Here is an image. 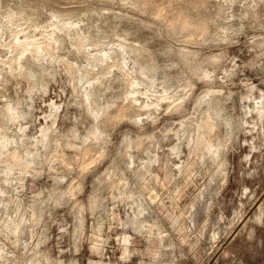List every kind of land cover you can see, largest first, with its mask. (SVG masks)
<instances>
[{
    "label": "rangeland",
    "instance_id": "374dc122",
    "mask_svg": "<svg viewBox=\"0 0 264 264\" xmlns=\"http://www.w3.org/2000/svg\"><path fill=\"white\" fill-rule=\"evenodd\" d=\"M263 110L264 0H0V264H264Z\"/></svg>",
    "mask_w": 264,
    "mask_h": 264
},
{
    "label": "bare ground",
    "instance_id": "6f19581e",
    "mask_svg": "<svg viewBox=\"0 0 264 264\" xmlns=\"http://www.w3.org/2000/svg\"><path fill=\"white\" fill-rule=\"evenodd\" d=\"M141 9V8H140ZM178 26L180 27V28H187L188 27V22L187 21H185V20H183V19H181V20H179L178 21ZM69 26L71 25V24H68ZM60 27V26H59ZM63 29V28H62ZM70 29V28H69ZM19 33V32H18ZM17 32H16V34H18ZM57 34V33H56ZM54 36H55V34H54ZM4 37V36H3ZM12 37V36H11ZM35 38V37H34ZM44 39V38H43ZM59 39V38H58ZM21 40V39H20ZM54 40V39H53ZM46 41V40H45ZM57 42H58V40H57ZM55 43V42H54ZM51 45V44H50ZM93 45V44H92ZM46 46V45H45ZM91 46V45H90ZM21 48H25V47H21ZM99 49V48H98ZM25 50H27V51H29V52H31L32 53V55H33V57L35 58V59H37L38 57H39V54H38V52H39V47H36V46H34L33 44H28L27 46H26V49ZM127 54V53H126ZM17 55H19V54H17ZM20 56V55H19ZM27 57V56H26ZM19 58V57H18ZM41 59V58H40ZM24 60H25V58H24ZM52 60H53V58H52ZM20 61H21V59H20ZM51 61V60H50ZM25 62V61H24ZM122 62V61H121ZM127 62V61H126ZM134 62V61H133ZM39 63H41V62H39ZM50 63V62H49ZM6 64V63H5ZM18 64H19V62H18ZM27 64V63H26ZM120 64V63H119ZM123 65V64H122ZM19 65H17V67H18ZM22 67H24L23 65H21ZM21 66H19L20 68H21ZM126 66V65H125ZM125 66H124V68H125ZM24 70H26V69H24ZM13 71H15V70H13ZM10 72V71H9ZM19 72V71H18ZM137 82V81H136ZM36 83V82H35ZM47 83V82H46ZM134 84V83H133ZM45 85V84H44ZM130 86H132V85H130ZM134 86V85H133ZM89 92V91H88ZM130 94V93H129ZM132 94V93H131ZM134 95V94H133ZM206 95V94H205ZM130 96V95H129ZM89 95H87L86 96V98L87 99H89ZM130 97H132V96H130ZM134 97V96H133ZM92 99V98H91ZM84 101H86V100H84ZM130 102V101H129ZM87 103V102H86ZM94 105V104H93ZM97 106H98V104H97ZM123 106V105H122ZM132 107V106H131ZM261 107V106H260ZM141 108V107H140ZM139 109V108H138ZM13 110V109H12ZM143 110V109H142ZM18 111V110H17ZM124 111V110H123ZM138 111V110H137ZM264 111V110H263ZM259 112V114H263L264 112ZM10 112V111H9ZM102 112H103V110L101 109V108H98V107H96V108H94L93 109V113H94V115L93 116H95V117H98L100 114H102ZM124 113V112H123ZM10 114V113H9ZM115 115V114H114ZM20 116V115H19ZM23 116V115H22ZM122 116V115H121ZM126 116V115H125ZM259 116V115H258ZM13 117V116H12ZM18 117V116H17ZM129 117V116H128ZM21 118V117H20ZM17 119V118H16ZM210 121V120H209ZM3 117H2V112H0V129H2V127H3ZM98 125V124H97ZM206 126L207 127H210V126H212V124L210 123V122H207L206 123ZM93 131V130H92ZM43 132V131H42ZM47 133H48V131H46ZM95 135H97L98 133H99V131H98V129L97 128H94V132H93ZM42 137V136H41ZM43 142L45 141V139H46V133H44L43 134ZM6 139H5V136L4 135H0V149L1 148H7L6 147ZM207 148H208V150H212V145L210 144V143H207ZM6 153V152H5ZM4 155H6V154H4ZM30 155V154H29ZM28 156V155H27ZM8 158H9V160H11V161H14V162H16V159H18L17 158V156H16V154L15 153H11V154H9L8 156H7ZM1 159V158H0ZM31 161V160H30ZM18 162V161H17ZM16 162V163H17ZM13 163V162H12ZM16 165V164H15ZM23 166H25V165H23ZM126 241V240H125ZM62 264V263H61Z\"/></svg>",
    "mask_w": 264,
    "mask_h": 264
}]
</instances>
